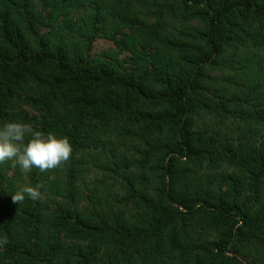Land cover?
I'll return each mask as SVG.
<instances>
[{
	"label": "trees",
	"instance_id": "1",
	"mask_svg": "<svg viewBox=\"0 0 264 264\" xmlns=\"http://www.w3.org/2000/svg\"><path fill=\"white\" fill-rule=\"evenodd\" d=\"M6 121L72 152L0 163V264H264V0H0ZM95 149L137 169L121 210L77 184Z\"/></svg>",
	"mask_w": 264,
	"mask_h": 264
},
{
	"label": "clouds",
	"instance_id": "2",
	"mask_svg": "<svg viewBox=\"0 0 264 264\" xmlns=\"http://www.w3.org/2000/svg\"><path fill=\"white\" fill-rule=\"evenodd\" d=\"M72 152L69 141L53 133L34 130L20 121L0 123V163L10 161L13 167L28 173L33 168L44 172L66 162ZM41 185L24 186L11 195L14 204L22 203L27 197L31 201L41 199Z\"/></svg>",
	"mask_w": 264,
	"mask_h": 264
},
{
	"label": "rangeland",
	"instance_id": "3",
	"mask_svg": "<svg viewBox=\"0 0 264 264\" xmlns=\"http://www.w3.org/2000/svg\"><path fill=\"white\" fill-rule=\"evenodd\" d=\"M109 50H115L114 45L104 39V38H97L94 43L91 50V54L94 56H99L101 53ZM126 57V55L122 56ZM234 118H232L233 120ZM238 120V119H235ZM210 122H217L222 130L224 128L230 126V122L222 123L219 121L218 117L215 115L210 117ZM235 124V123H232ZM231 129V128H227ZM226 132H229L228 130ZM114 142V146L117 147L119 150H124L123 145L119 142L118 139ZM113 148V146H111ZM94 152L98 155V160L94 163L89 158H85V160L79 161V168L81 172L77 174V184L79 185L81 192L84 194V197L86 198L88 195H91L93 192V197L96 198L98 201L102 203H106L108 207H112L115 210H121L123 208V204L120 203V195L122 192V187H120V183L123 182L128 187V180L127 177L130 179L133 177V173L137 171L136 168L130 167L126 170L127 174H125L124 168L121 170L120 173L111 171L107 172L103 167L101 168V165L99 164L100 161H103L102 155L100 150H94ZM121 152V151H119ZM117 152V153H119ZM107 155H110V153ZM80 155H77V158H79ZM75 166V165H74ZM230 172V171H228ZM11 173V172H10ZM9 173V174H10ZM26 178V177H25ZM103 180V181H101ZM135 187L141 186L143 187L144 182H141L139 184H134ZM147 185V184H146ZM148 186H146L147 188ZM86 205V200L82 202V206ZM133 205L127 204V207L125 208L126 211L128 208H132ZM227 255H232L231 253L227 252Z\"/></svg>",
	"mask_w": 264,
	"mask_h": 264
}]
</instances>
